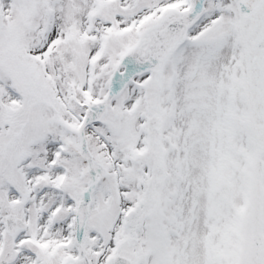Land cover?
<instances>
[{
    "label": "snow or ice",
    "instance_id": "1",
    "mask_svg": "<svg viewBox=\"0 0 264 264\" xmlns=\"http://www.w3.org/2000/svg\"><path fill=\"white\" fill-rule=\"evenodd\" d=\"M0 264H264V0H0Z\"/></svg>",
    "mask_w": 264,
    "mask_h": 264
}]
</instances>
